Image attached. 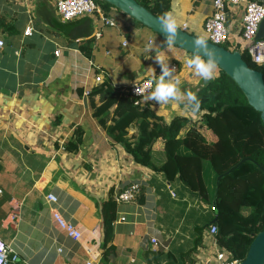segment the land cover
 I'll list each match as a JSON object with an SVG mask.
<instances>
[{"label":"crops","instance_id":"obj_1","mask_svg":"<svg viewBox=\"0 0 264 264\" xmlns=\"http://www.w3.org/2000/svg\"><path fill=\"white\" fill-rule=\"evenodd\" d=\"M212 1L171 0L169 12L179 27L203 36ZM48 3L0 0V240L12 249L6 264H212L214 238L205 234L197 242L196 228L213 213L179 180L169 183L109 138L93 115L92 106L103 96L90 93L104 81L124 92L156 75L160 65L154 52L145 51L148 42L178 65L181 90L198 92L204 83L185 62L193 54L166 46L165 39L116 8L107 15L114 26H102L97 16L67 25ZM44 6L53 8L51 18L38 14ZM241 17V7L230 10L231 47L241 40ZM147 102L165 122L187 117L207 142L217 141L200 112L177 101ZM136 133L131 126L129 134ZM163 145L159 138L154 149ZM136 182L139 196L117 204L115 252L104 256L101 207L111 190ZM49 193L57 204L47 201ZM54 207L78 226V240L58 228Z\"/></svg>","mask_w":264,"mask_h":264},{"label":"trees","instance_id":"obj_2","mask_svg":"<svg viewBox=\"0 0 264 264\" xmlns=\"http://www.w3.org/2000/svg\"><path fill=\"white\" fill-rule=\"evenodd\" d=\"M95 1L106 15L114 8L103 0ZM137 1L159 18L171 9V0ZM222 46L231 49L228 40ZM241 53L248 65L264 78V65L252 62L246 49H241ZM218 70L213 80L195 92L201 101L199 120L216 134L215 143L207 142L189 118L178 116L167 123L148 102L135 105L130 96L108 81L90 93L103 96L101 104L92 106L93 115L109 138L139 165L163 174L169 183L179 180L213 213L211 219L196 228L197 242L215 224L218 231L213 238L218 246L230 258L243 259L254 236L264 228V124L236 83ZM131 126L137 128L135 135L129 134ZM159 138L163 149L155 150ZM240 161L237 168L221 179L218 217L212 222L216 214L212 205L216 179ZM113 192L110 191L101 207L104 256L115 252L112 241L117 203Z\"/></svg>","mask_w":264,"mask_h":264},{"label":"built area","instance_id":"obj_3","mask_svg":"<svg viewBox=\"0 0 264 264\" xmlns=\"http://www.w3.org/2000/svg\"><path fill=\"white\" fill-rule=\"evenodd\" d=\"M57 12V15L63 22H71L85 16H97L102 26H114L115 20L108 17L103 9L96 3L95 0H50ZM213 12L208 16L204 22L205 38L210 42L218 45H223L229 37V18L230 10L234 7L242 8V17L240 24V39L237 47L230 48L234 50L246 49L252 62L258 65H264V38L258 39L256 35L259 30L261 21L264 18V3L258 0H213ZM31 32V28H27V33ZM99 31L95 32L96 37H100ZM126 41L123 42V45ZM4 46V40L0 38V48ZM240 49H237L239 48ZM236 48V49H235ZM230 49V50H231ZM169 66L174 68V74L178 76V65L175 62H169ZM161 68L157 72L160 73ZM99 82L100 78H96ZM145 88L143 94L136 92V86ZM154 87V82L151 77H144L140 80L133 82L125 91L124 94L130 96L135 105L145 104L151 88ZM141 192V184L131 183L124 188H116L113 192V200L119 203H126L134 201ZM47 201L52 204H57L58 197L54 193H49L46 196ZM52 218L59 229L66 235L78 240L81 237L80 229L76 224L67 220L58 208L54 207L51 211ZM120 221L125 218L121 217ZM218 227L212 224L209 227L208 234L212 237L217 233ZM153 244H157L156 238H151ZM214 247V262L212 264H240L242 259L230 258L229 253L218 246L215 239L213 242ZM12 249L0 240V264H6L9 261V255ZM15 259L13 256L12 260Z\"/></svg>","mask_w":264,"mask_h":264},{"label":"water","instance_id":"obj_4","mask_svg":"<svg viewBox=\"0 0 264 264\" xmlns=\"http://www.w3.org/2000/svg\"><path fill=\"white\" fill-rule=\"evenodd\" d=\"M120 12L134 19L141 25L149 28L154 33L165 39L161 31L160 18L153 14L148 8L139 3L137 0H103ZM44 4L47 5L48 0H43ZM49 4V3H48ZM49 14H45L44 11ZM38 14L51 18L55 14L53 8L48 6V9L44 6L41 12ZM64 23V22H63ZM67 25H71L68 22ZM69 27V26H67ZM197 36L186 30V28L178 27V34L174 44L183 50L194 54L197 50L193 46V41ZM204 37V36H203ZM205 38V37H204ZM256 38H264V18L260 23ZM206 39V38H205ZM207 40V39H206ZM209 48L214 53V59L216 66L221 69L226 75H228L239 87L244 94L247 102L260 113V117L264 124V78L263 74L251 68L242 56L239 50H230L222 45L214 44L207 40ZM207 57V53H204ZM247 159V158H246ZM243 161V160H242ZM240 161L226 172L220 174L216 179L215 192L212 201V205L216 214L212 222L217 220V198L220 187L221 179L228 175L231 171L237 168ZM255 162V161H254ZM256 163V162H255ZM263 169V168H262ZM264 170V169H263ZM240 264H264V228L258 232L252 239L250 246L247 250L246 255L241 260Z\"/></svg>","mask_w":264,"mask_h":264},{"label":"clouds","instance_id":"obj_5","mask_svg":"<svg viewBox=\"0 0 264 264\" xmlns=\"http://www.w3.org/2000/svg\"><path fill=\"white\" fill-rule=\"evenodd\" d=\"M160 23L161 31L165 37V45H173L176 41L179 27L176 17L171 12H167L161 16ZM193 46L197 51L191 57L186 58V65L206 84L215 78L216 61L214 53L209 48L207 40L202 36L194 39ZM145 51L155 53L154 59L161 68L158 76H151L154 87L151 88L146 99L155 101L157 104H168L170 101H177L194 112L198 111L201 104L198 95L192 91L181 90V80L174 74V68L169 66L165 56L159 54L151 42L145 45ZM204 53H207V57H205ZM153 73H155L154 69ZM136 92L143 94L145 88L137 85Z\"/></svg>","mask_w":264,"mask_h":264},{"label":"rangeland","instance_id":"obj_6","mask_svg":"<svg viewBox=\"0 0 264 264\" xmlns=\"http://www.w3.org/2000/svg\"><path fill=\"white\" fill-rule=\"evenodd\" d=\"M125 16H126V15H125ZM203 36L205 37V34H204V33H203ZM203 36H202V37H203Z\"/></svg>","mask_w":264,"mask_h":264}]
</instances>
